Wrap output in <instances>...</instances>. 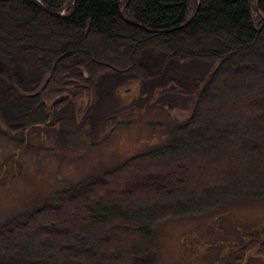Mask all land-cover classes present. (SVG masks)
<instances>
[{
    "label": "trees",
    "instance_id": "16d2710c",
    "mask_svg": "<svg viewBox=\"0 0 264 264\" xmlns=\"http://www.w3.org/2000/svg\"><path fill=\"white\" fill-rule=\"evenodd\" d=\"M262 17L264 0L0 1V51L4 53L0 55V123L4 130L55 128L59 122L71 121L61 115L72 114L75 105L85 100L89 106L84 118L90 119L105 78L116 84L133 79L161 85L165 73L161 68L168 64L203 63L208 73L195 90L182 89L194 98L192 112L171 127L164 143L74 183L40 208L1 224L0 258L9 264H154L155 228L162 221L206 214L232 200L264 199V139L246 132L264 130V91H253L264 85V62L256 63L255 70L249 64L235 71L225 68L260 48ZM22 52L28 58L13 61ZM106 53L116 58L109 61ZM81 56L85 63L78 66L59 65ZM46 81L36 96H24ZM222 90L228 95L241 90L247 97L240 107L223 106L231 111L225 113L223 123L221 102L214 100ZM58 97L61 100L50 115L47 104ZM219 128L226 134L243 135L236 145L251 152L234 155L226 140L217 149L205 140L198 146L193 143L194 131L205 130L209 139ZM218 152L223 176L217 180L199 177L189 191L179 190L185 199L169 203L176 189L186 184L183 176L190 175L189 168L182 166L206 173ZM158 188L163 192L161 199L134 208L114 198L126 192L155 196ZM118 201L127 209L120 208ZM114 225H120L113 230L116 237L98 238ZM258 227L241 238L250 244L235 264H242L257 246L264 251V244L258 245L264 242V225ZM16 244H23L17 254ZM112 252L118 253V259ZM26 253L34 259L21 263Z\"/></svg>",
    "mask_w": 264,
    "mask_h": 264
},
{
    "label": "rangeland",
    "instance_id": "374dc122",
    "mask_svg": "<svg viewBox=\"0 0 264 264\" xmlns=\"http://www.w3.org/2000/svg\"><path fill=\"white\" fill-rule=\"evenodd\" d=\"M88 45L99 49V46L93 42H89ZM43 48L38 49L39 53L43 52ZM0 55L4 56V53L0 51ZM105 57L109 61L116 58L109 53H106ZM27 58L28 53L24 55L22 52V55L15 57L13 61ZM43 59L42 54L40 60ZM262 62H264V41L261 42L260 48L235 58L233 64H227L225 68L228 71H235L249 64L255 70L258 66L255 64ZM81 63H85L82 56L74 59L73 63H59V65L78 66ZM206 67L207 65L203 63L164 65L161 68V71L165 72L164 78L160 79L161 85L155 81L142 84L133 79L116 84L105 78L102 80L100 97L93 107L90 119L84 118L89 106L85 100L75 105L72 114L68 112L67 116L61 115L72 120L67 123L59 122L57 129L31 130L28 126L23 132L1 130L0 225L40 208L45 202L51 201L57 193L68 189L74 183L114 169L129 159L145 154L164 143L171 127L188 119L192 112L194 98L184 94L182 89L195 90L198 81L208 75ZM163 81L169 83L165 84ZM242 89H245L244 86ZM259 90L264 91V85L253 91ZM217 99L221 102L222 110L226 111L228 107L242 106L247 97L241 94V90H235L229 95L222 90L215 95L214 100ZM228 104L230 106L224 109L223 106ZM11 107H15V103H12ZM222 110L219 111L221 123L227 118L225 115L231 114L229 109L226 112ZM246 132H250L252 137L260 134L264 139V130L253 132L249 129ZM247 133L244 135H248ZM205 134V130L202 129L194 131L193 143L198 146L205 140L210 144L211 149H217L220 146L219 142L226 140L229 151L234 155L242 153L243 150L247 153L249 150L241 149L236 145L244 140L243 135L238 137L234 134H226L221 128L215 130L214 136L209 139ZM236 151L240 152L235 153ZM203 156L205 159H211L208 154L203 153ZM221 161L218 152L217 158L206 173H200L197 167L190 169L187 165L182 166L189 168L190 175L183 176L186 184L178 187L175 191L176 195L168 202L171 203L173 199H185L178 195L179 190L189 191L188 186L199 177L205 176L207 179L212 177L213 180L222 177L224 170H219ZM128 182L126 180L124 184ZM156 192L155 196L146 197L126 192L114 195V198H122L129 208H134L145 202L161 199L163 192L159 188ZM117 205L123 210L127 209L119 201ZM261 224H264V199L232 200L206 214L166 219L155 228L157 243L154 264H214L216 262L233 264L232 261H219L223 249L221 245L240 242L245 233ZM118 226L120 225L112 226L111 230L106 234H100L98 238L106 240L112 236L116 237L113 230ZM137 227L141 228V226ZM22 245H14L16 254ZM73 248L78 250L76 247ZM126 251L127 248L121 250L123 254ZM255 253L256 251L253 254ZM112 254L118 259L117 252ZM33 259V256L26 253L19 261L23 263ZM0 264H9V262L0 258ZM246 264L262 263L249 259Z\"/></svg>",
    "mask_w": 264,
    "mask_h": 264
},
{
    "label": "flooded vegetation",
    "instance_id": "af4514ba",
    "mask_svg": "<svg viewBox=\"0 0 264 264\" xmlns=\"http://www.w3.org/2000/svg\"><path fill=\"white\" fill-rule=\"evenodd\" d=\"M40 88V87H39ZM44 89V88H43ZM42 89V90H43ZM41 90V91H42ZM36 92V91H35ZM33 93V92H32ZM30 93H28V94H25L24 96L25 97H34V96H30L29 95ZM60 101V100H59ZM51 103H52V101H50V102H48V106H49V114L50 115H52L51 114V110L54 108V106H55V104L57 103H55L54 105H52L51 106ZM52 118V117H51ZM51 118H50V120H51ZM60 120V119H59ZM51 123V122H50ZM49 123V124H50ZM60 123H62V122H60ZM57 124H55V128H53V129H57ZM1 130H3V127H2V125H1V123H0V131ZM28 137H29V135H28ZM248 244H250V243H248V242H244V241H241V243H226V245L223 247V250H222V256H221V258L223 259V260H225V261H232V263H234L235 264V262H234V260H238L241 256H243V254H244V251L246 250L245 249V247L248 245ZM262 244H264V242L263 243H258V245H262ZM256 251V254H257V256L259 257V259H257L259 262H261L262 264H264V251L263 252H260V248H258V246L256 247V249L255 250H252L250 253L248 252V254H247V257H249V254H252L253 255V253ZM246 259V258H245ZM224 261V262H225ZM239 261V260H238ZM237 261V262H238ZM242 263H244V262H242Z\"/></svg>",
    "mask_w": 264,
    "mask_h": 264
},
{
    "label": "water",
    "instance_id": "95a60500",
    "mask_svg": "<svg viewBox=\"0 0 264 264\" xmlns=\"http://www.w3.org/2000/svg\"><path fill=\"white\" fill-rule=\"evenodd\" d=\"M0 1H4V0H0ZM262 20L264 21V17H262ZM60 98H57L55 101H53L52 105L57 102Z\"/></svg>",
    "mask_w": 264,
    "mask_h": 264
}]
</instances>
